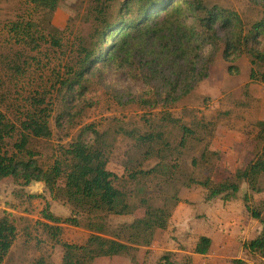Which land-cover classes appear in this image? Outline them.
Returning a JSON list of instances; mask_svg holds the SVG:
<instances>
[{
    "label": "rangeland",
    "instance_id": "obj_1",
    "mask_svg": "<svg viewBox=\"0 0 264 264\" xmlns=\"http://www.w3.org/2000/svg\"><path fill=\"white\" fill-rule=\"evenodd\" d=\"M99 1L106 3L61 0L56 11L46 16L27 0H0V112L17 128L5 139L4 150L9 155L16 152L20 122L38 100H44L43 105L51 106L52 136L31 138L29 143L41 166H49L61 146L66 147L88 124L105 132L111 141L107 169L116 174L114 184L126 194L133 211L108 215V233L117 234L125 224L143 217L142 199L170 210L166 228L156 229L149 245H138L127 255L97 259L94 264H156L168 251L173 253L175 264H232L235 257L260 262L258 256L242 249L239 241L252 238L261 228L259 221L250 216L242 197L248 194L250 204L262 208L264 176L260 178L261 191L250 190L242 181L236 197L229 200L220 196L206 199V188L189 184V180L231 179L235 170L244 168L260 149L264 142L262 64L252 61L245 50L229 62L220 50L208 66L207 75L183 93L187 86L180 79L173 90L169 77L153 75L144 81L138 79L136 71L126 74L124 66L95 62L87 88L70 94L62 84L82 63V48L90 45L94 8ZM122 1L113 0L111 9L116 10ZM203 3L236 11L244 32L264 16L263 6L251 0ZM15 21L35 22L43 32L42 38L28 42L17 39L10 27ZM252 46L264 52V36H257ZM209 52L208 47L202 48L197 59H208ZM229 66H233L231 71ZM165 95L166 99L160 98ZM67 107L70 113L66 112ZM167 115L192 129L184 144L179 145L181 127L166 121L163 116ZM124 130L135 136L160 132L168 146L164 145L160 155L146 157L147 146ZM162 145L156 142L154 148ZM159 162L166 169L140 172ZM64 181L63 175L59 184ZM48 214L58 220H49ZM2 216L14 223L16 237L0 264H37L39 260L43 264H61L62 243L83 244L91 233L84 226L85 215H76L64 197L53 198L40 181L24 185L12 176L2 178ZM71 217L80 220V224L66 221ZM204 234L213 240L209 252L193 253L196 240Z\"/></svg>",
    "mask_w": 264,
    "mask_h": 264
},
{
    "label": "trees",
    "instance_id": "obj_2",
    "mask_svg": "<svg viewBox=\"0 0 264 264\" xmlns=\"http://www.w3.org/2000/svg\"><path fill=\"white\" fill-rule=\"evenodd\" d=\"M27 1L42 10L44 15L50 16L61 0ZM112 1H99L94 8L95 24L90 45L82 48L84 56L81 65L62 84L68 93L87 88L89 71L95 62L99 65L124 66L126 74L136 71L138 79L144 81H149L153 75L169 77L173 90L180 79L187 86L183 93H187L207 75L208 66L220 50L223 59L229 62L235 61L245 50L252 61L262 64L264 78V52L252 46L257 36H264V16L252 24L248 32H244L242 19L236 11L219 5L208 7L203 0H123L116 10L111 9ZM251 1L264 8V0ZM10 27L15 37L24 42L43 36L32 21H15ZM204 47L209 48V58L197 59ZM232 67L229 66L228 71ZM166 97L168 95L160 96L161 99ZM44 103V100H38L25 114L19 126L20 136L14 144L16 152L11 155L3 145L17 128L0 112V180L12 176L24 185L32 181L43 182L53 198L64 197L73 206L76 215H85L84 226L91 233L83 244L62 243L64 253L61 264H94L97 259L127 255L138 245H149L155 230L166 228L171 212L164 205H151L146 199L141 200L145 209L143 217L125 224L117 234L108 233L106 217L110 214H130L133 206L127 201L126 194L115 186L116 174L107 169L111 141L105 132L97 130L94 124L83 126L66 147L61 146L59 154L49 166L38 163L36 153L29 148L30 139L52 136L49 124L51 106ZM66 112H71L68 107ZM163 117L181 127L183 134L179 145L184 144L192 129L181 125L176 118ZM56 123L61 125L59 120ZM124 133L147 146L146 157L160 155L164 145L168 146L167 142L162 141L160 132L138 136L126 130ZM156 142L163 145L154 148ZM160 167L166 169L159 162L149 170L140 172L161 171ZM63 175L65 181L60 185L59 179ZM262 176L264 142L244 168L235 170L231 179L213 182L210 178H191L189 184L196 183L206 188V199L220 196L229 200L236 197L242 181L248 184L250 190L261 191L259 184ZM242 200L250 216L259 221L261 229L253 239L240 241V245L248 253L258 256L260 262H248L240 257L233 258L231 262L264 264V202L262 208H255L246 193ZM47 218L58 220L50 214ZM67 220L73 225L80 224V220L74 217ZM15 237L14 223L7 216L0 217V263L8 254ZM211 243L210 237L201 235L194 244L193 253L206 255ZM172 256L173 253L168 251L156 264H175ZM37 264H43V260Z\"/></svg>",
    "mask_w": 264,
    "mask_h": 264
},
{
    "label": "crops",
    "instance_id": "obj_3",
    "mask_svg": "<svg viewBox=\"0 0 264 264\" xmlns=\"http://www.w3.org/2000/svg\"><path fill=\"white\" fill-rule=\"evenodd\" d=\"M256 220V219H255ZM261 229V228H260ZM259 229V230H260ZM259 230H258V232H259ZM258 232L256 233V235L258 234ZM205 235V234H204ZM255 235V236H256ZM205 236H208V237H210L211 238V236L209 235V234H206ZM255 236H253L252 238H250V239H253ZM212 239V238H211ZM250 239H248V240H250ZM213 241V240H212ZM240 241H242V240H240ZM240 241H239V245H240ZM244 241V240H243ZM211 245H212V243H211ZM240 247H241V245H240ZM242 248V247H241ZM243 249V248H242Z\"/></svg>",
    "mask_w": 264,
    "mask_h": 264
}]
</instances>
